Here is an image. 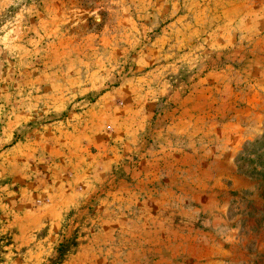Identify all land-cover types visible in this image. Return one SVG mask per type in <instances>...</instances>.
I'll use <instances>...</instances> for the list:
<instances>
[{
  "label": "rangeland",
  "instance_id": "374dc122",
  "mask_svg": "<svg viewBox=\"0 0 264 264\" xmlns=\"http://www.w3.org/2000/svg\"><path fill=\"white\" fill-rule=\"evenodd\" d=\"M260 113L264 0H0V264H264Z\"/></svg>",
  "mask_w": 264,
  "mask_h": 264
},
{
  "label": "crops",
  "instance_id": "0c3cea01",
  "mask_svg": "<svg viewBox=\"0 0 264 264\" xmlns=\"http://www.w3.org/2000/svg\"><path fill=\"white\" fill-rule=\"evenodd\" d=\"M263 115H264L263 113H260V116H263ZM251 130H254L255 132H258V131H257L258 129H254V128L248 129V128H247V129L245 130V135H244V137L248 136L247 134L250 133ZM239 135H241V134H239ZM239 135H238V136H239Z\"/></svg>",
  "mask_w": 264,
  "mask_h": 264
}]
</instances>
